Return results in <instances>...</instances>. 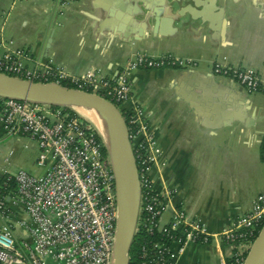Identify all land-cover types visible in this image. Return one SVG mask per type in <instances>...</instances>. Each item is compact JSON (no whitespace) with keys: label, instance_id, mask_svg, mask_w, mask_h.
<instances>
[{"label":"crops","instance_id":"1","mask_svg":"<svg viewBox=\"0 0 264 264\" xmlns=\"http://www.w3.org/2000/svg\"><path fill=\"white\" fill-rule=\"evenodd\" d=\"M165 1L0 0V33L8 47L76 76L94 69L112 79L137 52L193 60L187 68L133 71L131 95L166 161L156 187L176 189L161 223L180 206L216 234L264 192V93L211 70L214 62L240 66L264 83V0H177V17L164 11L155 23L153 11ZM24 154L30 161L17 163ZM37 157L33 139L6 135L0 123V178L3 170L42 173ZM170 250L175 264H219L231 246L214 238Z\"/></svg>","mask_w":264,"mask_h":264},{"label":"built area","instance_id":"2","mask_svg":"<svg viewBox=\"0 0 264 264\" xmlns=\"http://www.w3.org/2000/svg\"><path fill=\"white\" fill-rule=\"evenodd\" d=\"M193 65L191 59L137 52L112 79L94 69L76 76L62 66L33 60L28 49L8 47L0 33V72L35 82H67L111 101L122 112L139 184L135 233L160 236L142 247L139 264H175L173 243L183 249L188 242L207 244L214 238L231 246L230 255L220 264H243L264 226V192L220 233H210L180 206H174L170 220L161 223L176 189L165 183L156 187L166 161L161 159L147 113L132 100L130 76L138 69ZM211 70L250 92L264 93V83L252 69L214 62ZM52 105L0 96L4 133L33 139L38 147L36 165L43 168L38 174L24 169L2 171L0 264H114L118 208L109 155L90 120L65 110L66 106Z\"/></svg>","mask_w":264,"mask_h":264},{"label":"water","instance_id":"3","mask_svg":"<svg viewBox=\"0 0 264 264\" xmlns=\"http://www.w3.org/2000/svg\"><path fill=\"white\" fill-rule=\"evenodd\" d=\"M175 3L177 0H166L162 10L153 11L155 23L159 20L158 15L164 11L167 16L176 18L177 14L173 13ZM0 96L66 106L77 113L75 107H83L96 110L105 116L110 130L109 142L101 136L114 171L118 208L114 264H129L128 253L135 235L139 207V184L127 125L120 109L111 101L93 92L55 82L29 81L2 72H0ZM243 264H264V226L253 240Z\"/></svg>","mask_w":264,"mask_h":264},{"label":"trees","instance_id":"4","mask_svg":"<svg viewBox=\"0 0 264 264\" xmlns=\"http://www.w3.org/2000/svg\"><path fill=\"white\" fill-rule=\"evenodd\" d=\"M64 86H68V87H74V85L67 83V82H62L61 83ZM55 107V105H52ZM65 110L74 113V114H78L75 110L71 109V108H66ZM97 130V129H96ZM97 138L98 140L102 143L104 150L106 149L105 144L103 142V138L101 136V134L97 131ZM159 234H148L145 232H141L138 231L135 233L132 244L130 246L129 249V264H139L140 263V254H141V249L144 245H149L151 244L153 241L158 240L159 239Z\"/></svg>","mask_w":264,"mask_h":264},{"label":"bare ground","instance_id":"5","mask_svg":"<svg viewBox=\"0 0 264 264\" xmlns=\"http://www.w3.org/2000/svg\"><path fill=\"white\" fill-rule=\"evenodd\" d=\"M75 109L83 116L86 115L99 129L100 134L109 142L110 130L105 116L96 110H90L83 107H75Z\"/></svg>","mask_w":264,"mask_h":264},{"label":"rangeland","instance_id":"6","mask_svg":"<svg viewBox=\"0 0 264 264\" xmlns=\"http://www.w3.org/2000/svg\"><path fill=\"white\" fill-rule=\"evenodd\" d=\"M79 113V112H78ZM80 114V113H79ZM81 115V114H80ZM83 117H85V118H87L88 120H90L86 115H83ZM91 121V120H90ZM94 124V123H93ZM95 125V124H94ZM96 126V125H95ZM96 128H97V126H96ZM98 129V128H97ZM98 131H99V129H98ZM100 133V132H99ZM157 140V139H156ZM158 144V143H157ZM159 160H160V158H159ZM16 161H17V163H28L29 161H30V158L28 157V155L27 154H24V155H22V156H17L16 157ZM24 167H26V166H24ZM37 167V166H36ZM26 168H28V167H26ZM29 169V171H33V169L32 168H28ZM187 215V214H186ZM193 243V242H192ZM180 248V247H179ZM180 250H183V249H180ZM222 259V258H221ZM221 259H220V261H221ZM219 264H220V262H219Z\"/></svg>","mask_w":264,"mask_h":264}]
</instances>
